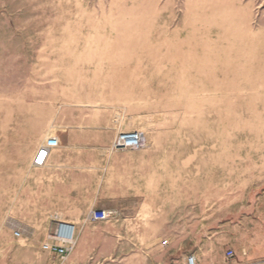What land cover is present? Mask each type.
<instances>
[{"label":"rangeland","instance_id":"rangeland-1","mask_svg":"<svg viewBox=\"0 0 264 264\" xmlns=\"http://www.w3.org/2000/svg\"><path fill=\"white\" fill-rule=\"evenodd\" d=\"M50 135L71 164L35 168ZM53 211L78 224L64 261L41 249ZM255 237L264 0H0V264L243 263Z\"/></svg>","mask_w":264,"mask_h":264},{"label":"built area","instance_id":"built-area-1","mask_svg":"<svg viewBox=\"0 0 264 264\" xmlns=\"http://www.w3.org/2000/svg\"><path fill=\"white\" fill-rule=\"evenodd\" d=\"M142 136L140 132L133 130L120 132L112 142L111 147L116 150H133L141 145ZM60 145V140L55 135L48 136L37 150L32 160L35 168L46 165L50 152ZM113 212L102 208H90L87 213L89 221H105L112 216ZM50 229L47 231L41 249L54 255L59 260L64 261L74 250L76 244V224L63 219L58 213H51L48 216ZM14 236H21L20 231L16 230ZM168 240L162 242L166 245ZM242 254H245L242 252ZM183 264H198V258L193 253L186 255ZM224 264H264V261L236 262V252L233 248L227 247L224 251Z\"/></svg>","mask_w":264,"mask_h":264},{"label":"crops","instance_id":"crops-1","mask_svg":"<svg viewBox=\"0 0 264 264\" xmlns=\"http://www.w3.org/2000/svg\"><path fill=\"white\" fill-rule=\"evenodd\" d=\"M59 147H60V145H58V147L54 148L50 152V155L48 157L46 165L43 166L42 169H51L54 166V164H71V158L70 157L63 159L61 157V155L57 152ZM74 148H77V147H74ZM93 149H95V147ZM109 155H110V157L116 156L115 153L108 154V156ZM88 162H89V164H95V158L89 160ZM88 211H87V213H88ZM51 213H58L59 214V212H57V211L49 212V214H51ZM87 213H86V220H88L87 219ZM49 214H48V216H49ZM48 216H47V219H48ZM63 219H65V218H63ZM65 220H67V219H65ZM48 221H49V219H48ZM68 221L73 222L72 220H68ZM76 227H77V230H76V239H77V235L79 232L78 224H76ZM232 243H233V241H232ZM238 249H239V253L241 254L240 260H242V262L264 261V237H260V238L255 237L254 239H247L246 242L242 246L238 247ZM242 252H244L245 254H242Z\"/></svg>","mask_w":264,"mask_h":264}]
</instances>
